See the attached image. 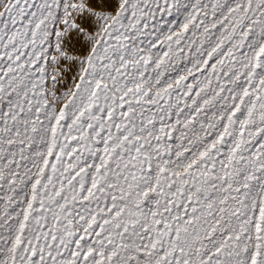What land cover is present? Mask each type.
<instances>
[{"label": "snow or ice", "instance_id": "6c2138e0", "mask_svg": "<svg viewBox=\"0 0 264 264\" xmlns=\"http://www.w3.org/2000/svg\"><path fill=\"white\" fill-rule=\"evenodd\" d=\"M0 264H264V0H0Z\"/></svg>", "mask_w": 264, "mask_h": 264}]
</instances>
